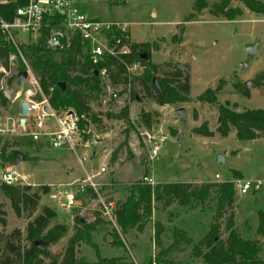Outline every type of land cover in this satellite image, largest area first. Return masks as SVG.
Instances as JSON below:
<instances>
[{
	"label": "rangeland",
	"instance_id": "1",
	"mask_svg": "<svg viewBox=\"0 0 264 264\" xmlns=\"http://www.w3.org/2000/svg\"><path fill=\"white\" fill-rule=\"evenodd\" d=\"M4 1L8 0H0ZM206 1L209 5L214 0ZM192 2L193 0H72V4L89 18L126 22L130 39L149 41V62L188 63L190 96L193 101L185 103L186 116L181 118L175 107H183L184 104L159 106L144 96L136 80L132 85L136 91L134 97L130 96L129 86L126 84H113L110 91H105L103 85L102 90L96 92L82 83L76 87L86 95L91 115L85 123L79 125H87L89 128L88 134L82 133L83 139H95L87 146L78 143L74 152H71L52 148L45 140L30 141L20 134L27 126H20L16 134H0V147L5 143L7 150L18 149L22 158L24 153L29 156L13 165L25 176L24 182L17 184H30L32 187L42 183L49 185L48 191L40 194L33 214L46 204L56 211L48 225L57 222L65 224V232L48 246L51 255L61 257L67 239L73 233V216L77 212L80 217L96 221L93 239L99 255L114 257V264H150L152 257L161 264H203L201 257L194 255L192 244L207 231L212 220L215 211L213 194L202 203L192 200L184 205L175 200L166 203L164 198L153 197L151 213L143 217L141 230L131 228L126 233H121L123 245L117 246L112 243L113 225L100 213L92 189L85 187L78 192L75 206L64 205L65 193L74 189L72 181L83 177L85 172H93L100 164L105 165V170L93 178L97 182V191L103 197L115 201L134 187L143 174L150 175L154 184L164 181L207 180L214 178L215 172L219 174L218 179L222 180L233 177H264L263 138L242 140L237 139L233 131L220 136L215 130L216 107L219 102L234 101L237 109L264 108L263 86L251 87L248 97L233 88L235 81H248L254 72L264 68V14L252 12L241 3L233 1L234 5L242 7V12L233 19L211 16L205 7L194 12L193 19L183 21L182 18L191 11ZM15 36L18 45L38 38L21 30H17ZM247 46H253V51H248ZM10 54V68L1 81L3 86L5 84L3 89L7 102L0 106V123L6 124L11 120L16 122L19 117L17 58L14 53ZM22 57L28 64V58L24 54ZM12 74L15 76L7 82L6 78ZM219 78H224L225 83L215 94H210ZM124 104L128 105V123L126 119L117 116ZM192 109L196 114L199 113L201 119L195 121ZM145 113L150 114L148 123L142 118ZM202 117L207 118L208 127L212 131L210 136L190 133V127L199 124ZM142 127L155 133L163 132L166 136L152 161L147 159V151L141 142L139 129ZM83 153L87 157L79 163L78 158ZM217 155L221 159H216ZM9 164L11 163H0V169ZM233 170L239 175H235ZM234 196L232 228L242 237L255 240L260 256L264 257V232L259 234L255 229L256 211L260 209L264 214V188L245 193L235 191ZM0 207L5 218V224H0V232L19 227L23 236L25 223L32 215L16 216L8 198L1 191ZM226 216V213H222L218 217L221 238L227 235V230L224 229ZM156 224L159 228L158 243H154L152 239ZM176 230L183 231L190 238L189 241L183 242L182 239L178 246L163 252ZM23 242L26 243L24 240ZM75 254L76 257L82 256L87 260L95 259L94 250L84 243L75 247ZM47 259L45 257V261Z\"/></svg>",
	"mask_w": 264,
	"mask_h": 264
},
{
	"label": "trees",
	"instance_id": "2",
	"mask_svg": "<svg viewBox=\"0 0 264 264\" xmlns=\"http://www.w3.org/2000/svg\"><path fill=\"white\" fill-rule=\"evenodd\" d=\"M233 1L241 3L252 12L264 14V0H214L209 5L206 0H193L191 11L182 20L193 19L194 12L205 7L211 16L233 19L241 13L240 6L234 5ZM25 2L26 0L0 2V17L10 20L15 7ZM45 33L46 29L42 28L36 41L17 44V48L21 54L28 58V66L39 77L41 88L48 96L49 103L56 108L72 107L79 117V124L85 123L91 112L86 95L76 85L86 83L89 89L100 92L103 85L99 74L96 73L100 65L106 66L110 83L129 86L131 97H134L136 93L132 86L136 80L144 96L158 105H176L191 100L189 64L179 61H164L161 64L149 62V41L130 39L127 53L104 55L101 63L92 65L82 51L83 44L75 41L66 50L53 51L45 47ZM85 45L87 44L85 43ZM17 48L10 41H6L0 31V106H4L7 102L3 89L5 84L3 86L1 81L10 68L9 54L16 55L17 71L25 68L17 53ZM141 54L144 56L142 57ZM133 60H138L144 68L139 74L128 77L124 64ZM14 76L15 74L10 75L6 81L9 82ZM61 82L63 85H60ZM224 83L225 79L219 78L210 94H215ZM260 86L264 87V68L254 72L248 81L238 80L233 83V88L245 97L249 96L251 87ZM192 115L196 119L194 109H192ZM117 116L126 119L127 123L129 122L127 104L119 109ZM149 117V113L142 116L146 123H148ZM215 130L220 136H226L233 131L234 136L242 140L264 138V108L237 109V104L234 101L219 102L216 107ZM190 131L195 135H212L206 119L191 126ZM6 148L5 143L0 147V163H11L13 149L7 150ZM28 157L24 153L23 159ZM233 173L239 175L235 170ZM48 186L45 183L32 187L30 184H12L0 181V191L8 198L14 214L16 216L25 214L26 217L32 215L25 223L23 236L19 227H13L8 232H0V264H114V257L99 255L97 244L93 239L96 221L80 217L77 212L73 216V233L68 237L61 257L51 255L49 244L56 242L65 232L66 227L62 222L48 225L49 220L56 215L55 209L49 205H43L39 212L33 214L40 194L47 192ZM234 193L233 185L228 180L201 183L166 181L153 185L137 182L120 200L116 201V227H111L112 243L122 246L121 233H126L131 228L141 230L143 217L151 213L153 197L164 198L166 203L175 200L184 205L192 200L202 203L213 194L215 196V211L207 231L197 242L192 244L194 255L200 256L203 264H264V257L259 255V246L256 241L242 237L232 228ZM3 213L4 211L0 207L1 225L5 224ZM222 213L227 214L224 220V229L227 230V235L224 238L220 237L221 227L218 221V217H221ZM256 215L255 229L257 233L262 234L264 232V214L258 209ZM152 239L154 243L159 242L157 224L154 227ZM182 239L183 242H187L190 238L186 237L183 231L176 230L172 241L163 249V252L178 246ZM79 243H84L94 250V260H87L82 256L76 257L75 247ZM45 257L48 258L47 261H45Z\"/></svg>",
	"mask_w": 264,
	"mask_h": 264
},
{
	"label": "built area",
	"instance_id": "3",
	"mask_svg": "<svg viewBox=\"0 0 264 264\" xmlns=\"http://www.w3.org/2000/svg\"><path fill=\"white\" fill-rule=\"evenodd\" d=\"M42 28L46 29L44 44L47 49L66 50L73 42L78 41L84 45L82 51L92 65L101 63L104 55H119L129 51L130 36L126 22L89 18L72 4V0H26L24 4L15 7L10 20L0 17V31L3 38L10 41L16 48L17 30L39 36ZM17 53L26 70V75L17 91V107L19 101L24 100L27 104V113L22 124L19 123V117L16 122L11 120L9 124L0 123V134H16L20 126H27L20 134L25 135L30 141L45 140L52 148H61L71 152H74L78 143L87 146L95 141L94 137L91 140L83 139L82 133L88 134L89 128L87 125H84L85 127L79 125V117L72 107L56 108L49 103L48 96L41 88L39 77L24 61L18 48ZM10 56L11 54L8 59L11 62ZM124 67L128 77L139 74L144 68L138 60L125 63ZM96 73L99 74L105 91H110L113 84L109 81L106 66L100 65ZM112 95H115V91ZM139 134L147 151L146 157L152 161L166 136L163 132L155 133L147 127L140 128ZM86 157L83 153L78 158L79 163H82ZM104 170L105 165L100 164L93 172H85L83 177L73 180L74 189L65 193L64 205L66 207L75 206L78 202V192L83 191L85 187L92 189L95 192L100 213L116 227V201L100 195L96 188L97 182L93 179L95 175ZM213 175L214 177L219 176L217 172ZM24 179L25 176L19 173L13 164L0 169V181L17 184L24 182ZM227 180L232 183L234 191L239 193L264 188V177H233ZM138 182L153 185L155 181L150 175L143 174ZM150 264L161 263L152 257Z\"/></svg>",
	"mask_w": 264,
	"mask_h": 264
},
{
	"label": "water",
	"instance_id": "4",
	"mask_svg": "<svg viewBox=\"0 0 264 264\" xmlns=\"http://www.w3.org/2000/svg\"><path fill=\"white\" fill-rule=\"evenodd\" d=\"M246 49L248 51H253V46H247ZM141 56L143 57L144 54H141ZM18 80H19V85L22 84L23 79L26 75V70L25 69H21L16 73ZM247 83V82H246ZM60 85H63V83L61 82ZM176 113L181 117V118H185V111L183 109L182 106L176 107L175 108ZM18 113H19V123L22 124L25 118V114L27 113V104L24 100H20L19 104H18ZM22 159V153L20 150L18 149H14L12 151V159H11V164L16 165L20 160ZM216 159H221L220 155H217ZM41 246V244H38Z\"/></svg>",
	"mask_w": 264,
	"mask_h": 264
},
{
	"label": "crops",
	"instance_id": "5",
	"mask_svg": "<svg viewBox=\"0 0 264 264\" xmlns=\"http://www.w3.org/2000/svg\"><path fill=\"white\" fill-rule=\"evenodd\" d=\"M241 8V12H242V7H240ZM129 35H130V33H129ZM130 38H131V36H130ZM133 40V39H132ZM135 40V39H134ZM135 41H140V40H135ZM193 101V99L191 98V100L190 101H188V102H183L182 104H184V106H183V109H184V107H186V105H185V103H189V102H192ZM158 105V104H157ZM165 105H168V104H163V105H159V106H165ZM176 108V107H175ZM184 111H185V109H184ZM197 115V117H196V119H195V121H198L199 119H201V117L199 116V113H197L196 114ZM185 116H186V114H185ZM203 119H207L206 117L204 118V117H202ZM190 133L192 134V135H195V134H193L191 131H190ZM204 137H206V136H204ZM258 138H261V137H258ZM253 139H255V138H253ZM264 139V138H263ZM63 150H65V149H63ZM23 159V158H22ZM21 159V160H22ZM19 163V162H18ZM213 177H214V175H213ZM219 178V176L218 177H214V178H209V179H207V180H195V181H183V182H199V181H211V182H218V181H220V180H222V179H218ZM164 182H166V181H164ZM157 198V197H156ZM169 203V202H168ZM241 235V234H240ZM200 238V237H199ZM198 238V239H199ZM246 238V237H245ZM197 239V240H198ZM249 239H252V238H249ZM260 255V254H259Z\"/></svg>",
	"mask_w": 264,
	"mask_h": 264
}]
</instances>
